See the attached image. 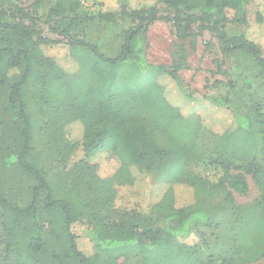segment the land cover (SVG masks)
I'll use <instances>...</instances> for the list:
<instances>
[{
  "label": "rangeland",
  "instance_id": "1",
  "mask_svg": "<svg viewBox=\"0 0 264 264\" xmlns=\"http://www.w3.org/2000/svg\"><path fill=\"white\" fill-rule=\"evenodd\" d=\"M63 0H0L4 20H22L33 28L35 34L26 44L40 54L52 57V68H43L30 82L32 116L35 120L31 159L45 174V180L60 194L80 200L90 213L100 215L105 212L113 221L119 222L131 211L142 217H162L170 206L181 208L191 206L209 213L205 223L189 226L193 232L187 244H195L196 253L189 260L199 259L197 264H263L264 263V217L258 203L264 195V68L240 51L228 56L220 53L217 39L207 31L195 38V48L184 42L185 65L176 74L190 94L202 96L215 92L226 98L229 108H217L207 103H193L183 100L181 93L168 76H159L156 82L160 90L153 86L151 69L139 57L134 64L128 58L114 71L95 80L96 95L105 96L101 107H114L126 103L136 96V91L146 97L157 98V93L177 107L184 116H171L175 123L168 122L161 106L152 117L159 115L167 134L154 133V120H149L145 110L133 112L136 116L127 126L132 134L143 133L149 144L163 150L186 147L195 154L193 175L182 177L180 181L165 184L157 177L141 168H130L132 183L117 158L107 151H95L87 157V141L104 124L100 117L89 108L90 86L92 82V58L85 49L75 51L66 45V40L51 31V27L63 29L62 20L67 16H78L75 33L78 38L95 47L102 56L117 58L124 44V33L132 23L128 19L106 23L99 19V6L92 0H72L82 2L80 6L61 11L56 6ZM71 2V0H69ZM67 2V8L70 4ZM104 7H116L114 0H101ZM133 6L147 4L154 0H133ZM29 18L20 15L18 9ZM160 18L151 24L145 33L144 57L148 64L164 65L171 69L179 42L171 25V16L158 5ZM260 16V17H259ZM248 26L246 33L262 50L264 58V0H249L246 6ZM226 34H239L244 27L227 24L222 29ZM61 40V44L39 45L38 37ZM1 38V32H0ZM2 41L0 40V46ZM103 68V67H102ZM5 73L0 69V75ZM6 76V75H5ZM7 77V76H6ZM4 88V87H3ZM0 85V192L19 206L24 207L30 200L35 181L18 167L6 168L2 158L7 157L18 141L7 136L17 134L7 122L2 111L5 92ZM163 89V90H162ZM158 93V94H159ZM162 97V96H161ZM158 99V98H157ZM159 100V99H158ZM88 112L85 117L84 110ZM164 108V106H163ZM109 112V111H108ZM249 119V130L231 133L234 123L232 115ZM96 128V129H95ZM228 136V135H227ZM18 148V147H17ZM19 150V149H16ZM227 151V154L225 152ZM227 162V178L223 170L215 164ZM255 170L250 173V164ZM161 173H159V176ZM154 176V177H153ZM242 177L246 193L234 189L229 177ZM105 181V182H102ZM106 182H110V185ZM104 188L105 192L101 189ZM171 196V202L168 198ZM112 194V199H109ZM46 192H40L43 200ZM110 200V201H109ZM153 210V211H152ZM84 213V211H83ZM238 219L237 225L229 224V217ZM38 219L44 233L49 230L48 212L44 206L38 208ZM124 219V218H123ZM210 222V224H208ZM84 225V226H83ZM227 227V228H226ZM85 224L75 222L73 232L78 236V247L86 254L93 251L92 244L84 235ZM221 233H217L218 230ZM224 229V230H223ZM2 230L0 228V234ZM169 250H161L159 257L166 264H181V257H175ZM188 259V258H187ZM0 264H13L4 258V242L0 235ZM117 264H147L141 256H122ZM158 264V263H155Z\"/></svg>",
  "mask_w": 264,
  "mask_h": 264
},
{
  "label": "trees",
  "instance_id": "2",
  "mask_svg": "<svg viewBox=\"0 0 264 264\" xmlns=\"http://www.w3.org/2000/svg\"><path fill=\"white\" fill-rule=\"evenodd\" d=\"M92 1L93 5L99 6L101 21L111 24L116 19L120 21L128 19L132 23V26L124 33V44L117 58L110 59L102 56L95 47L78 38L74 32L78 25V16L73 18L62 16L59 21L62 20L63 29L50 28L66 40V45L70 49L75 51L85 49L92 58L90 66L92 82L88 103L91 111L96 112L104 126L95 132L94 138L86 142L87 157L99 150L111 153L117 158L120 168L126 170L128 183L133 181L130 175L132 166L161 177L167 185L180 181L182 177L193 175L195 154L190 149L180 147L174 148L173 152L168 149L165 151L154 144H149L143 133L132 134L127 131L129 123L136 118L132 113L145 110L149 120H154L156 124L151 130L154 133L167 134L164 130L166 124L158 119L160 116L152 117L155 109L158 110V106H161L163 109L161 114H164L165 110V117L166 114L175 117L183 115L177 107L167 101L164 97L165 93L163 95L162 92H158V100L155 97H146L145 93L138 90L134 99L127 100L126 103L121 102L108 110L107 107L100 106L105 96L96 95L95 80L101 75L109 74V71L116 70L118 65H124L127 58L130 64H134L139 57H143L145 64L151 69L153 86H156L157 90H160L162 86L156 82L157 77L168 76L176 85L183 100L228 109V100L215 92H207L202 96L190 94L176 72L178 68L185 65L183 43L189 42L190 47L195 48V38L204 31L210 32L217 39L220 53L224 56L240 51L250 55L258 66L264 68L260 46L246 33L248 26L246 6L249 0H154L147 4L141 3L135 8L132 7L133 0H114L116 7H107L105 4L104 10H100L104 7L101 0ZM67 2L70 1H61L56 6L55 13L58 14L57 9L70 11L72 4L73 8H76L82 3L71 0L67 8ZM159 4L164 7L163 12L171 16L170 22L179 42L174 54L173 69L164 65L148 64L144 57L145 33L148 27L160 18ZM17 11L24 18H29L22 13V9L19 8ZM3 18L4 13L0 7V40L2 41L0 69L7 76L0 75V85L4 87L2 91L5 92L2 111L9 125L17 132V134L11 133L7 138L14 142L18 141V145L13 146L7 157L2 158V163L6 168L22 169L35 181L30 200L24 207L0 192V228L2 230L0 235L4 242V258L13 264H117L120 257L134 255L141 256L147 264H166L159 255L161 250H169L175 257L185 258L181 260V264H197L199 259L189 260V256L192 257L197 251L194 243L186 242L193 236L189 226L205 223L209 220V216L217 215L216 211L209 213L191 206L181 208L170 206L163 215L162 222H159L158 218L142 217L136 211H131L130 215H125L124 219L121 218L119 222H116L103 211L100 215L90 213L80 200L57 193L45 180L42 168L31 159L35 120L32 116L29 91L30 82L34 76L43 68H52L54 62L52 57L40 54L33 49V45L29 47L26 44L27 39H31L35 34L31 26L25 25L22 20L8 22ZM227 24L241 25L244 31L239 34H226L222 29ZM61 42V40L38 37L40 46L61 44ZM81 108L86 109L84 106ZM84 112V115H81L82 118L86 116V113L88 115V112L85 110ZM231 115L233 129L228 131L231 133L227 134L225 131L221 136L225 137L226 142L227 137L230 138L235 129H239L235 134L241 135L242 132L249 130L250 125L248 118ZM166 120L175 123V118L166 117ZM226 163L225 161L215 162L222 168L225 178H227ZM254 170L255 164L252 163L248 171L253 173ZM159 173H161L160 176ZM228 179L234 189L241 194L246 193L242 177L234 176ZM106 183L110 185V182ZM101 190L105 192L104 188ZM41 191L46 192L43 200L40 198ZM168 194L170 196V193ZM109 199H112V194ZM168 201H172L171 196ZM41 205L45 207L49 217V230L46 233L38 219V208ZM258 206L264 217V195ZM232 218L234 217L230 215L229 224L237 225L239 218L233 221ZM75 222L85 224L83 233L93 248L89 255L78 247V236L73 232ZM221 232V229L217 231V233Z\"/></svg>",
  "mask_w": 264,
  "mask_h": 264
}]
</instances>
